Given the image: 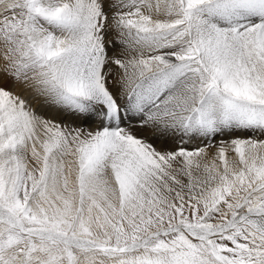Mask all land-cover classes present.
<instances>
[{"label": "snow or ice", "instance_id": "6c2138e0", "mask_svg": "<svg viewBox=\"0 0 264 264\" xmlns=\"http://www.w3.org/2000/svg\"><path fill=\"white\" fill-rule=\"evenodd\" d=\"M0 264H264V0H0Z\"/></svg>", "mask_w": 264, "mask_h": 264}]
</instances>
